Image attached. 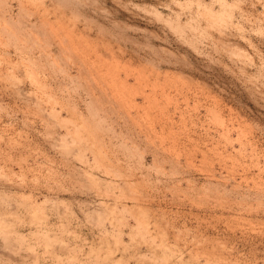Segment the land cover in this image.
I'll return each instance as SVG.
<instances>
[{
  "label": "rangeland",
  "instance_id": "obj_1",
  "mask_svg": "<svg viewBox=\"0 0 264 264\" xmlns=\"http://www.w3.org/2000/svg\"><path fill=\"white\" fill-rule=\"evenodd\" d=\"M0 264H264V0H0Z\"/></svg>",
  "mask_w": 264,
  "mask_h": 264
}]
</instances>
